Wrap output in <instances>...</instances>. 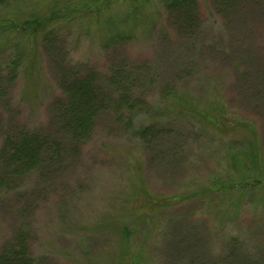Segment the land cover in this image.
I'll list each match as a JSON object with an SVG mask.
<instances>
[{"label": "rangeland", "instance_id": "1", "mask_svg": "<svg viewBox=\"0 0 264 264\" xmlns=\"http://www.w3.org/2000/svg\"><path fill=\"white\" fill-rule=\"evenodd\" d=\"M85 1L0 5V182L9 136L59 144L0 185V250L27 231L39 264H264V0H196L189 30L163 0L129 20V1L103 16H86ZM50 13L49 32L11 29ZM117 64L136 69L142 107L129 123L112 105L71 141L59 120L64 75L95 70L116 101L103 75ZM148 125L151 136L137 135ZM250 149L256 161L239 163ZM231 176L247 180L223 188Z\"/></svg>", "mask_w": 264, "mask_h": 264}, {"label": "trees", "instance_id": "2", "mask_svg": "<svg viewBox=\"0 0 264 264\" xmlns=\"http://www.w3.org/2000/svg\"><path fill=\"white\" fill-rule=\"evenodd\" d=\"M119 0H86L80 5L85 10L86 16H91L96 13L103 16L105 12H109L113 4L118 3ZM129 1L128 15L123 17L125 20H129L133 17L139 16L140 13L145 12V6L151 0H126ZM8 0H0V5H4ZM164 7L171 13L185 12L187 19L185 24L188 28L195 26L197 16L195 14L198 10L196 0H163ZM220 6L224 9L230 7L234 0H218ZM98 3L96 10L92 7V4ZM72 8L69 6L67 9ZM91 13V14H89ZM109 14V13H108ZM181 16V15H179ZM57 16L54 13H50L45 16L33 15L27 19H16L11 21V29L22 34L36 35L42 33L45 30L51 31L54 29V20ZM58 18V17H57ZM184 25V27L186 28ZM133 27V25L131 26ZM126 31V29H124ZM119 33L116 36H121ZM111 42L114 41V37H111ZM15 70L14 68H12ZM1 72V71H0ZM136 69L128 67L125 64H117L111 67V71L108 75H103V81L106 82V87H112L115 92H118L119 98L115 101L114 97H111V92L104 88L103 83L100 81L101 75H98L95 70H89L85 74L81 75L79 72L73 74L72 79L68 75L63 77V92L64 98L59 100L60 110L62 112L59 115V120L63 122V129L70 135V140L77 144L86 140L92 133L94 121L96 116L104 111L110 109L113 105L114 110L119 114L125 110L129 113V123L133 120V114L136 115L138 109L142 107V100H136L133 98V93L139 88V84L136 82ZM1 75V73H0ZM2 84L0 78V85ZM122 94V95H121ZM136 100V101H135ZM114 102V103H113ZM223 113L222 110H218L216 115L211 114L214 117V121L220 125L223 121L217 118V114ZM153 125L143 126L137 130V135L142 138L151 136L153 133ZM49 147L58 148L56 139H53L48 134H42L38 132H25L15 136H9L2 148L1 157L4 161V177L1 179L0 185L10 181L12 175H21L31 170L41 167L44 163V153ZM238 153V152H237ZM243 157L237 154V160L241 163L243 160L246 162V158L250 157L253 161H256L258 153H255L253 149L249 151L243 150ZM10 172V173H9ZM248 179H256L255 181L260 183L257 176H247ZM246 178L242 177L239 180L230 177V184L240 183L244 184ZM233 184L224 185L223 188L230 189ZM28 232L21 231L17 234L16 239L0 250V264H39L35 262V258L32 256L28 244ZM120 264H136V259L127 258Z\"/></svg>", "mask_w": 264, "mask_h": 264}]
</instances>
